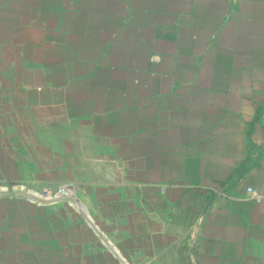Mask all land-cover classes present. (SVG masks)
<instances>
[{
    "label": "crops",
    "instance_id": "crops-1",
    "mask_svg": "<svg viewBox=\"0 0 264 264\" xmlns=\"http://www.w3.org/2000/svg\"><path fill=\"white\" fill-rule=\"evenodd\" d=\"M247 188L264 0H0V264H264Z\"/></svg>",
    "mask_w": 264,
    "mask_h": 264
},
{
    "label": "built area",
    "instance_id": "built-area-1",
    "mask_svg": "<svg viewBox=\"0 0 264 264\" xmlns=\"http://www.w3.org/2000/svg\"><path fill=\"white\" fill-rule=\"evenodd\" d=\"M7 195H19L27 201L35 204L52 203L57 201H67L71 205L77 206L76 193L77 186L73 183L65 182L58 185H45L38 190L29 188L26 185H10L2 187ZM249 199L260 202L264 196L253 188L246 189Z\"/></svg>",
    "mask_w": 264,
    "mask_h": 264
}]
</instances>
